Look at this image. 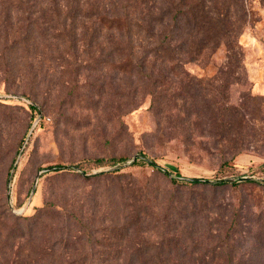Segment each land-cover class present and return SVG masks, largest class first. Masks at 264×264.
Instances as JSON below:
<instances>
[{"label": "rangeland", "instance_id": "1", "mask_svg": "<svg viewBox=\"0 0 264 264\" xmlns=\"http://www.w3.org/2000/svg\"><path fill=\"white\" fill-rule=\"evenodd\" d=\"M244 1L246 21L231 34L237 43L211 33L209 43L194 46L183 21L174 34L176 60L165 55L147 63L146 70L159 76L152 82L139 76V66L120 64L133 47H121L115 24L95 17L97 0L85 2L86 16L54 20L58 29L50 43L39 35L48 56L34 64L22 49L16 57L17 46L2 53L18 7L0 0V264L11 254H40L62 236L56 215L29 226L48 202L81 216L102 241L114 238L111 248H96V254H129L128 245L148 241L145 254H229L228 264H264V0ZM32 100L40 113L24 144L36 121L27 107ZM96 157L126 161L86 163V174L45 173L55 163ZM146 158L171 174L134 163ZM118 167L119 180L93 179ZM177 174L210 183H177ZM239 178L247 180L233 183ZM222 179L230 183H212ZM127 215L140 218L129 230L122 227ZM80 228L75 224L74 235L85 232ZM52 253L65 251L57 244Z\"/></svg>", "mask_w": 264, "mask_h": 264}, {"label": "trees", "instance_id": "2", "mask_svg": "<svg viewBox=\"0 0 264 264\" xmlns=\"http://www.w3.org/2000/svg\"><path fill=\"white\" fill-rule=\"evenodd\" d=\"M38 3L40 0H8V4L15 3L18 7V17L15 22H9L8 27L5 29V37L2 42V53L9 48H17L14 50L16 57H21L20 49H22L23 56H26L30 64L36 62H42L47 58L48 44L43 45L39 43L42 41L40 34H45L48 42L56 37L50 36L54 33L58 27L53 25L54 20L61 17L68 19L78 17L81 14L86 16L89 12L86 8L87 3L92 0H41L46 1L47 6H43L41 9L30 7L31 4ZM164 5L159 2H155L151 5L150 0H97L98 5L95 8V17L108 20L111 24H115L119 33V43L122 47L126 46L137 53V56H133V52L129 51L126 54V61L120 64L139 66L138 74L141 78H152V82L156 80V76L153 72L146 70L147 63L151 58L156 61L165 59L167 55L170 59L176 60L175 57V41L174 34L180 29V23L185 21L187 29L189 28V39L195 46H202L209 43L211 39L208 36L212 33L217 37L222 35L226 36L228 42L237 43V39L231 40V34L236 30V26L240 23V20L247 17L246 2L244 0H212V15L209 7V0H164ZM61 3L62 7L60 4ZM22 4V6H21ZM101 5V7H100ZM157 8L156 11H154ZM101 9V10H100ZM91 15H94L91 13ZM166 16H169V20H166ZM93 17V16H89ZM61 29L67 27V23L63 21L60 25ZM135 32L132 33V29ZM59 28V30H61ZM131 31L135 39L133 45L130 44V40H127V35ZM43 32V33H42ZM154 36V40H151L149 34ZM59 34V33H58ZM218 43V40H217ZM216 45V43H215ZM19 47V49H18ZM119 48V47H118ZM33 50V51H32ZM46 55V58L44 57ZM172 57H170V56ZM61 60H67L66 56L60 54L58 56ZM135 57V58H134ZM128 62V63H127ZM154 93L156 90H153ZM2 102V99H0ZM28 109L32 115V123L36 120V117L40 113V108L33 100L27 104ZM26 136L21 140L23 142ZM140 156L145 157L142 153ZM125 157H112L108 160L103 157H96L92 159H83L78 163L72 165H64L62 163H55L49 165L45 173L50 172L60 173L64 170L76 169L81 170V174H86L87 170L83 166L86 163L95 162L98 166L107 162L111 164L125 162ZM141 161V162H140ZM135 160L134 163H147L148 165L161 170L165 174H171L168 170L163 169L152 159ZM120 167L101 171L93 175L94 180L107 178L104 176H112L114 179H120L123 173H119ZM173 179L177 183L186 185H195L202 183H210V180L200 177H180ZM247 180V179H246ZM245 179L239 178V181L233 183H242ZM213 184L226 185L230 183L228 179L218 180L212 182ZM44 215H56L61 218L63 224L62 236L49 240L40 250V254H11L10 257H5V264H228L231 257L229 254H145L152 247H148V241L144 243V247L141 243L136 247L134 244L128 245L129 249H133L129 254H111V250H100L104 254L94 253L97 248L103 249L104 247L111 248L114 241L109 240L107 243L104 239H99L96 234L87 230L84 220L81 216H78L72 210L65 208H58L55 203H46L43 207L38 208V213L34 217V221L30 222L29 226L38 227L41 223L42 216ZM10 214L5 218L9 217ZM15 218H19L17 215H11ZM127 223L122 226L124 229L129 230L134 227L138 222L139 216L127 215ZM1 221V219H0ZM134 222V223H133ZM83 234L74 235L73 227L78 225ZM36 224V225H35ZM40 225V224H39ZM80 227V226H79ZM33 228V227H32ZM120 231V227H116ZM57 240L59 242H57ZM27 242L28 240L25 239ZM59 245L63 254H53L55 245ZM103 245V246H102ZM135 247V248H134ZM69 248L84 250V254H66ZM90 251L91 253H87Z\"/></svg>", "mask_w": 264, "mask_h": 264}, {"label": "water", "instance_id": "3", "mask_svg": "<svg viewBox=\"0 0 264 264\" xmlns=\"http://www.w3.org/2000/svg\"><path fill=\"white\" fill-rule=\"evenodd\" d=\"M37 123V120L33 123V125L31 126V128H30V130H29V133H28V135H27V137H26V139H25V142H24V144L27 142V140L29 139V137L31 136V134H32V132H33V130H34V127H35V124ZM20 155H21V153H20ZM49 168H47L46 170H48ZM12 176H13V171H12V173H11V178H12ZM35 188H36V185H34V187H33V192L35 191Z\"/></svg>", "mask_w": 264, "mask_h": 264}]
</instances>
